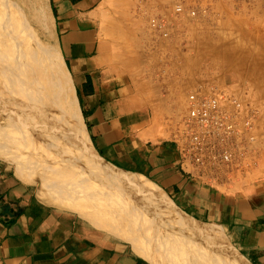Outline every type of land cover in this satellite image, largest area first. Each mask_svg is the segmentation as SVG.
I'll return each instance as SVG.
<instances>
[{
	"label": "rangeland",
	"instance_id": "rangeland-1",
	"mask_svg": "<svg viewBox=\"0 0 264 264\" xmlns=\"http://www.w3.org/2000/svg\"><path fill=\"white\" fill-rule=\"evenodd\" d=\"M177 3L196 5L195 16L177 14L174 11ZM104 4V32L113 42L116 60L122 63L125 73L145 86L140 92L142 98L149 101V82L164 75L166 63L167 77L182 74L188 79L181 96L182 106L170 113L154 112L148 127L139 132L140 138L172 142L186 112V94L198 86H212L231 94L244 108L254 110L257 154L255 165L239 175L228 189L236 193L251 192L264 179V0H104ZM33 6L34 0H0V147L10 156L7 160L0 159L19 179L23 173L37 180L33 184L37 188L38 183L40 187L36 191L34 185L32 188L36 198L44 199L46 194H53L58 200H48L52 204L49 206L75 215L93 235L102 231L111 234L119 219L127 217V229L136 235L143 249L151 250L158 264H226L223 255L227 254L248 264L228 245L224 232L214 224L208 226L185 218L195 226L219 230V241L185 228L182 225L185 220L167 209V197L161 191L151 188L156 193L144 195L143 205L125 195L123 191L127 188H122L116 180L111 181L115 173L131 174L141 180L145 176L110 166L92 148V153H88L86 144L90 138L84 121V125L79 126L72 118L68 135L64 128H53L54 131L48 133L51 147L45 140L43 144L42 139L25 144V133L15 125H7L16 109L10 100L28 85L27 79H33V66L41 61L45 63L48 81H45L47 89L40 96H34L40 102L39 109L54 115L55 109L62 110L63 115L70 108L61 70L50 53L45 52L49 40L43 33L42 20L37 17L40 21L36 22L32 14ZM152 18L166 22V36L151 26ZM39 73L42 74L40 70ZM11 76L15 80L10 79ZM31 94L33 92L29 91L27 95ZM74 123L78 125V133L85 137V143L79 138ZM64 142L68 143L65 150H57V145L60 147ZM52 144L56 150H49ZM39 145H43V150ZM135 228L141 233H135ZM101 235L103 239L115 241Z\"/></svg>",
	"mask_w": 264,
	"mask_h": 264
},
{
	"label": "crops",
	"instance_id": "crops-1",
	"mask_svg": "<svg viewBox=\"0 0 264 264\" xmlns=\"http://www.w3.org/2000/svg\"><path fill=\"white\" fill-rule=\"evenodd\" d=\"M46 4L63 68L102 160L145 176L193 220L223 231L228 245L248 264H264V179L249 193L194 181L179 167L170 140H143L138 135L154 112L170 113L182 106L187 77H167L166 63L164 75L149 82L147 101L140 94L145 86L125 73L104 32V0ZM32 10L38 22L35 4ZM33 185L0 159V203L12 212H0V264H151L118 237L104 231L93 235L75 215L37 201Z\"/></svg>",
	"mask_w": 264,
	"mask_h": 264
},
{
	"label": "built area",
	"instance_id": "built-area-1",
	"mask_svg": "<svg viewBox=\"0 0 264 264\" xmlns=\"http://www.w3.org/2000/svg\"><path fill=\"white\" fill-rule=\"evenodd\" d=\"M174 11L195 16L196 5L177 3ZM150 23L163 36L167 35L163 19L152 18ZM185 108L172 143L179 167L190 179L225 188L255 165L253 109L244 108L237 97L212 86L189 91Z\"/></svg>",
	"mask_w": 264,
	"mask_h": 264
},
{
	"label": "bare ground",
	"instance_id": "bare-ground-1",
	"mask_svg": "<svg viewBox=\"0 0 264 264\" xmlns=\"http://www.w3.org/2000/svg\"><path fill=\"white\" fill-rule=\"evenodd\" d=\"M34 4H35L36 10H37L36 17H38V18H40L42 20V22H43V27H42L43 33L47 36V38L49 40V47L46 45L47 50H45V52L47 51V52L50 53L52 59L54 60L55 64L57 65L56 67L58 68V70H61V73H62L61 74L62 86H63V90L65 91V94L67 96V101H68V105L70 107L69 108L70 112L67 110L66 114L62 115L61 114L62 110L58 111V110L55 109L56 115H54V114H50L48 112H43V111H41L39 109L38 106H39L40 102H39L38 98H36V97L40 96L43 93V91H45L47 89L46 88L47 83H45V81H48V77H47V73H46V66L44 65L45 63H44V61L43 62L41 61L39 63H36L33 66L34 69H32V74H31V75H34L33 79H31L32 77L30 78V81L27 79L26 83H28V85L26 84V86H24L23 88L20 87L21 89L19 90V93L17 94L15 99L14 100L13 99L10 100V103H11L13 109H14V107H16V109L14 111H12V115H10V121H9L10 123L7 124V125H9V126L10 125H15L17 130L23 131L25 133V135L23 136L25 144L29 143V142L33 143V142L38 141V139H42L41 142H43V140H45L46 143L49 144L50 147H51V144L49 143V138L50 137H49L48 133H52V131H54L53 128H55L56 130L64 128L65 131L64 130H62V131L66 132V135H68V131L70 129V121L72 120V118L77 121L76 124H78L79 126L80 125H84V123H83V117H82L81 111H80V109H79V107H78V105L76 103V100H75V97H74V94H73V91H72V87H71V84H70L69 77H68V75H67V73L65 71V68H63L62 60L60 58L57 46H56L55 41H54L53 30H52V25H51V22H50V19H49V12H48V8H47L46 0H34ZM43 60H45V58H43ZM39 70L42 72V74L39 73ZM43 71L45 73H43ZM12 77L13 76H11L9 78L11 79ZM12 79L15 80L14 77ZM22 79H23V77H22ZM18 81H19V79H18ZM11 82H12V80H11ZM21 82L23 83V81H21ZM21 82H19L18 84L21 85ZM15 89H17V87ZM11 90H13V89H11ZM6 91H7V89H6ZM29 91L33 92V95L32 94L31 95H27ZM1 92H2V89H1ZM15 92H17V90ZM22 93H24V94H22ZM34 96H36V97H34ZM44 98H46V97H44ZM43 100H45V99H43ZM31 101H32V103H30ZM10 103H9V105H10ZM23 104L25 106H23ZM30 104H31V106H30ZM54 106H55V104H54ZM54 106H52V107H54ZM0 109H1V107H0ZM42 113H43V116H42ZM8 120H7V122H8ZM74 125H75V123H74ZM77 126L75 125L76 131L78 130ZM9 130H12V128L10 127ZM77 133H78V131H77ZM78 135H79V138L81 139V141L83 143H85V141H86L85 137L83 135H81L80 133H78ZM87 141H88V143L86 144V148H87V151H89L88 153H90V154L92 153L90 148H92L94 150V152H96L95 149L93 148L92 143L90 142V140L87 139ZM61 142H63V141H61ZM65 142H67V141H65ZM65 142H64V145H62L60 143L61 144L60 147L57 145V150H58V148H60L61 151L65 150V147H67V145H68V143H65ZM43 144H44V142H43ZM47 144H45V146ZM65 144H67V145L65 146ZM69 146H70V144H69ZM42 147H43V145L40 146V148H42ZM50 147H49V150H51V151L52 150H56L55 147L53 146V144H52V149H50ZM41 150H43V148ZM9 157L10 156L8 155V153L0 147V158L7 160ZM81 167H82V165H81ZM98 167H99V165H98ZM74 177H76V176H74ZM21 179H22L23 182L25 181L27 183H33V181H35V182L37 181V180L32 179L30 175L23 174V173H22ZM77 180H79V178ZM115 180L117 182H119V185L122 188H127L125 190L126 192L123 191L124 194L128 195L131 198H133L135 202L140 201V203H141L142 201H146L144 195H146V197H147V195H151V196L155 195L156 190L161 191V193H163L166 196L164 191L161 188H159V186L155 185L153 182H151L146 177H144V180H141L138 177H136L134 175H131V174L115 173L114 176H112L111 181H115ZM54 182L56 183V181H54ZM66 183H67V181H66ZM80 183L82 184V182H80ZM37 185H38L37 188H39L40 184L37 183ZM66 185H69V184L67 183ZM79 186L80 185L78 184V187ZM71 187H72V185H71ZM80 188H81V186H80ZM151 188H153V189L155 188L156 189L155 192H154L153 189L151 190ZM157 197H160V196H157ZM36 199H37V201H39V202H41L43 204H46V205H52V204H49L50 202L48 200H51V199L58 200V198L54 197L53 194H46L44 199H41V198L40 199L36 198ZM166 203H167V207L168 208L166 207V205L164 207H166L172 213H174L175 216L176 215L180 216V217H182L185 220V222L182 223V225L183 224L185 225V226L183 225L185 228L187 227L193 233H196V234H199V235H206V237H207V234H208L209 237L211 236L213 239H216L217 241H219L218 230H215L212 227L211 228H207V227H200L201 225L200 226H195V225L191 224L185 218H187V217L190 218V219H192V218L190 216H188L187 214H185L184 212H182L171 201V199H169L168 197H167ZM177 210H179L181 213L179 211H177ZM172 213H171V215H172ZM180 217H178V218H180ZM126 218H124L125 220H121L122 218L119 219V223H117L118 225H116L115 231H113L111 234L116 236V237H118L119 239H121L122 241L127 243L128 245H130L132 251L136 255L146 259L151 264H158L157 260H156L157 257H155L151 253V250L148 248V250H150V252H149L146 248H145L146 250L143 249L142 246H141V243L139 242L140 240L137 239V237H136V235L134 233H132L131 231H129L127 229V226L125 224V221L127 223V219ZM131 222H132V220H131ZM137 226H139V225L137 224ZM135 227H136V225H135ZM137 231H138L137 228H135V233ZM141 231H142V229H141ZM139 232H140V230L137 233H139ZM107 233H109V232H107ZM137 235L140 236V234H137ZM139 239H141V236L139 237ZM118 241H120V240H118ZM145 246L146 245H143V247H145ZM225 252H226V250H225ZM229 255L228 254L227 255H223V258L226 261V264H243L242 261L234 259L233 257H231ZM221 259H222V256H221ZM220 262H222V261H220Z\"/></svg>",
	"mask_w": 264,
	"mask_h": 264
},
{
	"label": "water",
	"instance_id": "water-1",
	"mask_svg": "<svg viewBox=\"0 0 264 264\" xmlns=\"http://www.w3.org/2000/svg\"><path fill=\"white\" fill-rule=\"evenodd\" d=\"M0 212L3 215H12V212H10L9 206L2 205L1 203H0Z\"/></svg>",
	"mask_w": 264,
	"mask_h": 264
}]
</instances>
